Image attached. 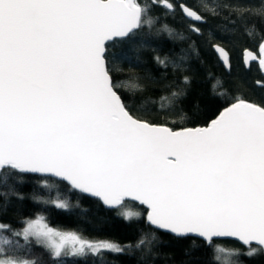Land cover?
<instances>
[{
  "label": "snow or ice",
  "instance_id": "obj_1",
  "mask_svg": "<svg viewBox=\"0 0 264 264\" xmlns=\"http://www.w3.org/2000/svg\"><path fill=\"white\" fill-rule=\"evenodd\" d=\"M157 7L173 16L178 7L190 22L188 32L198 36L203 30L196 25L220 16L221 9L235 16L226 18L232 26L224 28L227 34L240 28L249 36L258 32L246 13L264 24V7L209 0H199L203 14L173 0H0V186L7 189L0 193V216L10 197L24 200L17 188L31 175L36 180L30 198L45 209L74 207L62 197L58 180L109 208L139 202L153 229L178 239L202 238L217 264L264 256V97L256 102L235 95L206 126L174 131L147 116L154 107L187 118L192 44L154 57L159 69L173 75L152 89L160 92L157 98L145 95L149 85L139 78L118 80L113 74L122 63H139L133 53L153 43L144 39L153 30L181 42L191 39L162 23ZM261 41L258 55L245 50L244 62L249 67L248 56L258 60L264 75V36ZM211 46L230 70L229 52ZM256 84L264 89V81ZM198 107L193 101L191 108ZM119 214L126 221L140 217ZM218 238H235L247 251L215 244ZM158 245L155 231L127 244L89 238L53 226L42 211L15 225L0 219V264H38L36 247L52 264L69 258L88 264L90 257L132 248L147 261Z\"/></svg>",
  "mask_w": 264,
  "mask_h": 264
},
{
  "label": "trees",
  "instance_id": "obj_2",
  "mask_svg": "<svg viewBox=\"0 0 264 264\" xmlns=\"http://www.w3.org/2000/svg\"><path fill=\"white\" fill-rule=\"evenodd\" d=\"M174 3H185L188 6L199 9V0H173ZM211 3H228L238 4L241 7L251 8L253 10L264 7V0H209ZM154 12L161 17L162 23H167L177 31L182 32L185 37L191 36L190 40L183 42L169 37L166 33L157 35L152 31L149 43L133 55L139 56V63L128 64L122 63L114 69V76L118 80H128L139 78L140 83L148 84L149 91L145 95L157 98L159 91H153V88H160L164 82V77L168 80L173 79L171 72L165 73L159 69L154 61V57L164 56L173 49V46L186 47L192 44L194 51L190 57V66L192 77L191 91L188 99L184 102L183 107L188 111L187 118L181 119L173 112H158L153 107L148 119L154 123L165 125L174 131L184 127H204L208 122L214 119L223 107L227 106L228 101L235 95H240L249 101L259 102L264 97V89L257 84V80L264 81L258 65L251 64L245 66L243 53L247 49L258 54L261 36H264V24L261 19L246 13L244 19L249 23H255L258 29L257 33L252 36L244 34L243 28H240L234 35L224 32V28L232 27L228 24V19H235L230 16L228 10L221 9L220 16H206V24H197L203 30V35L198 36L195 33H189L188 27L190 22L183 17L180 9L177 7L175 15H165L164 9L157 7ZM240 21H237L239 27ZM159 27V25H157ZM148 29L145 28L144 32ZM211 33V35H210ZM139 35L143 36V33ZM218 43L224 47L230 54L231 69L227 72L218 58L216 51L213 50L212 44ZM156 81V83H152ZM217 82H222L223 87H219ZM223 92L224 95L217 93ZM198 104V108H191L192 102ZM141 115H143L141 113ZM25 183L18 185L17 190L25 197L23 201L10 197L11 203L8 210L0 219L5 222H11L14 225L19 219L32 215L37 211H42L53 226H60L69 230H81L89 238L110 239L121 244L134 243L142 233L148 234L153 231L159 238L158 250L153 254L151 259L145 261L141 252L135 248L128 249L122 254L105 253L102 258L93 260L91 257L88 264H217L214 260L213 248L208 246L204 241L196 238L178 239L168 234H161L153 229L147 222V210L143 207L125 202L122 209L107 210L96 199L89 198L73 190L64 182L55 181L62 197H67L74 207L70 211H60L53 207L45 209L41 205L34 204L31 200V194L34 189L35 176H25ZM7 189L0 186V193ZM53 189L52 195L56 194ZM0 200L3 196L0 195ZM124 211L138 212L139 218H133L126 221L119 214ZM215 244L226 248L239 249L241 253L247 251L246 247L233 241H214ZM255 247V246H253ZM34 255L38 258V264H52L47 253L43 249L34 248ZM235 259V258H233ZM241 264H264V256H257L249 259L241 255L239 257ZM66 264H83V261H73L69 258Z\"/></svg>",
  "mask_w": 264,
  "mask_h": 264
},
{
  "label": "water",
  "instance_id": "obj_3",
  "mask_svg": "<svg viewBox=\"0 0 264 264\" xmlns=\"http://www.w3.org/2000/svg\"><path fill=\"white\" fill-rule=\"evenodd\" d=\"M111 43V42H110ZM251 52V51H250ZM217 53V52H216ZM253 53V52H252ZM253 54H256V53H253ZM218 55V54H217ZM245 51H244V53H243V60H245ZM256 55H258V54H256ZM247 59L250 61V65L251 64H257L258 65V60L257 61H253L252 60V58H251V56H248L247 57ZM220 60V59H219ZM221 61V60H220ZM221 63L223 64V66H224V68H225V70L227 71V72H230V70L227 68V67H225V64L221 61ZM263 76V78H264V75H262ZM176 131H178V130H176ZM58 181V180H57ZM64 183H66L67 184V182H64ZM74 190V189H73ZM75 191H77V192H79V193H81L82 195H84V196H87V197H89V198H92V199H96V200H98L102 205H103V207L104 208H106L107 210H115V208H109V207H107V206H105L104 204H103V202L99 199V198H96V197H93V196H91L90 194H87V193H82V192H80L79 190H75ZM126 202H131V203H134V204H137V205H139V206H141V207H143L144 209H146V206H143V205H141L139 202H137V201H132V200H127ZM147 216V215H146ZM148 222V221H147ZM149 224V223H148ZM152 227V226H151ZM153 228V227H152ZM157 231H159V230H157ZM168 235H171V234H168ZM171 236H173V235H171ZM173 237H175V236H173ZM188 238H196V239H199V240H202L203 241V239L202 238H199L198 236H196V235H191L190 237H188ZM215 241H233V242H236V243H238L239 245H241V246H243V247H246V246H244L241 242H239L238 240H236L235 238H218V239H216ZM253 246H255V243H253Z\"/></svg>",
  "mask_w": 264,
  "mask_h": 264
}]
</instances>
